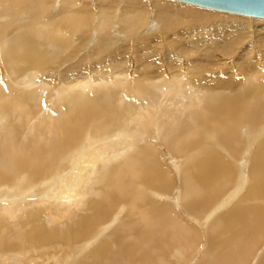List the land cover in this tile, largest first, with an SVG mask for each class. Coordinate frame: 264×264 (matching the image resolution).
Here are the masks:
<instances>
[{"label":"bare ground","instance_id":"1","mask_svg":"<svg viewBox=\"0 0 264 264\" xmlns=\"http://www.w3.org/2000/svg\"><path fill=\"white\" fill-rule=\"evenodd\" d=\"M174 0H0V264H264V20Z\"/></svg>","mask_w":264,"mask_h":264},{"label":"water","instance_id":"2","mask_svg":"<svg viewBox=\"0 0 264 264\" xmlns=\"http://www.w3.org/2000/svg\"><path fill=\"white\" fill-rule=\"evenodd\" d=\"M207 9L264 19V0H174Z\"/></svg>","mask_w":264,"mask_h":264},{"label":"rangeland","instance_id":"3","mask_svg":"<svg viewBox=\"0 0 264 264\" xmlns=\"http://www.w3.org/2000/svg\"><path fill=\"white\" fill-rule=\"evenodd\" d=\"M182 4H185V3H182ZM187 5V4H186ZM189 5V4H188ZM192 6V5H191ZM196 7V6H195ZM208 10H210V9H208ZM212 11H214V10H212ZM217 12H219V11H217ZM221 13H223V12H221ZM228 14V13H227ZM241 16V15H240ZM257 19V18H256ZM264 20V19H263Z\"/></svg>","mask_w":264,"mask_h":264}]
</instances>
